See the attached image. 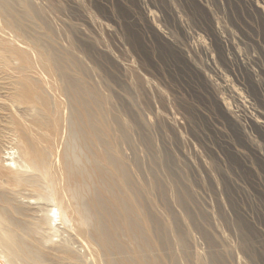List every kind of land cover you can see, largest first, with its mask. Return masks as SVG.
Listing matches in <instances>:
<instances>
[{
    "label": "rangeland",
    "instance_id": "1",
    "mask_svg": "<svg viewBox=\"0 0 264 264\" xmlns=\"http://www.w3.org/2000/svg\"><path fill=\"white\" fill-rule=\"evenodd\" d=\"M22 75L58 112L55 170L84 177L14 215L49 260L264 264V0H0V169L10 151L28 176L6 122Z\"/></svg>",
    "mask_w": 264,
    "mask_h": 264
},
{
    "label": "bare ground",
    "instance_id": "2",
    "mask_svg": "<svg viewBox=\"0 0 264 264\" xmlns=\"http://www.w3.org/2000/svg\"><path fill=\"white\" fill-rule=\"evenodd\" d=\"M47 72H50V71L48 70ZM27 77L28 76H25V75L19 76V87L17 89L18 103L22 105L23 108L15 109V111L11 110L10 111L11 114L6 118L7 119L6 122H7L8 127L17 131L14 134V137H16V139L15 138L14 139L17 142V146H18L17 148H19L21 156L24 159L28 160V162L30 163V168L33 167V169H35L37 173L36 174L33 173L35 175L28 174V176H25L22 172H20L21 173L20 174L18 173V171H14V172H12L11 170L9 171V169H11L10 165L13 164L14 166V163L15 165H17V162L15 161V158H13L12 156L14 152H10V151L5 152L7 156L5 160L6 162L8 161V164L6 163V165L8 166L9 169L6 167H3L5 171H3V169H0V175L7 178V183H4V184H7V186L10 187V190L8 191H11V192H9L10 195H7L6 193H3V192L0 193V254L2 253L3 256L6 257L5 259L7 260L8 264H58V261H54L53 259V262H54L53 263L52 260L48 259L49 254L46 249V244H44L43 240L41 239L45 233L43 232L44 230L41 232L42 230L41 228H43V226L41 227V224L43 222H41V220L38 219L39 221L37 220L35 222L32 221L33 223L29 221L30 223H26L22 221L21 218H20L21 221H19V219L17 220L18 217L17 216L15 217L14 215L21 214V213L23 214L24 209H26V211H29L32 209L31 211L35 215V212L37 210L39 211L42 210L40 209L42 207L41 205H45V206L47 205L45 202H44L45 204L42 203L41 205H39V202L38 203L36 202L38 205L36 204L32 206L31 204H33L32 202L34 201L31 202V200L33 199H35L36 201L43 199L44 201V199L48 200L50 198L49 200H51L54 196L56 198V195H58L59 193H61L65 198L67 192H69V187L67 188V192H66V187L64 183H70L72 181L71 179L72 175L75 176L76 178L81 175L77 174V172L75 171V168H73L71 172H68L66 177H64L63 173L60 171L59 168L55 170L54 166L57 161L54 158L53 149L57 148L60 137H61L60 136L61 128H60V125L58 124V112H57V115L54 116L55 122L53 121L51 117H48V115L46 114V109H47L46 99L41 93L40 85L35 83L34 81L30 82ZM29 108H31L32 110L35 109L37 112L34 115L28 116V118H26L24 116L25 115L24 111L25 110L27 111ZM74 143H76L75 140H74ZM71 144L73 148V143L71 142ZM17 148L16 150H18ZM16 153H17L16 155H18V151ZM19 156L18 158L20 159ZM18 165L20 166L21 163H19ZM20 170H23V169H20ZM42 176H47L49 178L48 181L51 182V183H48L49 186H51L50 190L47 187V183L42 182L43 180ZM81 177L84 178L83 176ZM5 192H6V189H5ZM24 199H27V200H24ZM45 206H43V208H45ZM84 209L85 208H83V210ZM39 211L36 214H39L40 213ZM84 211H86V209ZM24 214L27 215V213H24ZM46 214H44L43 216L41 215L43 217L41 219L45 222L49 219L50 221L49 223H52L51 221L52 219L50 220L48 215H47L48 217L47 216L44 217ZM48 214H51V212ZM31 215L33 216V214ZM84 219L86 220V217ZM79 232L81 233V235L84 234V231L82 230H80ZM45 235L48 236V234H45ZM56 236L58 237V235ZM130 236L133 239H135L133 235L130 234ZM103 237L105 238L104 234H103ZM108 241H109V237H106V239L103 242L105 243V245H107ZM53 245H55L54 247L57 248L55 249L51 247V250L54 249L53 251L58 252V247L60 248V253H61L60 257L64 259H73V260L77 259L76 255L69 248H67L66 246L67 244L61 243L58 246V243H54ZM88 250H89V253L93 255L95 259V264H102L99 258L98 251L93 247V245H90L88 247ZM112 254L113 253H111V255ZM52 256L57 258L56 253L52 254ZM45 260H48L49 262H46ZM105 264H119V263H116L114 261H109V263L106 262Z\"/></svg>",
    "mask_w": 264,
    "mask_h": 264
}]
</instances>
